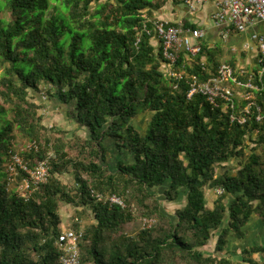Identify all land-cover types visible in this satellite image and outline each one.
I'll return each instance as SVG.
<instances>
[{"label": "trees", "instance_id": "trees-1", "mask_svg": "<svg viewBox=\"0 0 264 264\" xmlns=\"http://www.w3.org/2000/svg\"><path fill=\"white\" fill-rule=\"evenodd\" d=\"M154 6L152 0H0V264H60L64 204L76 209L66 227L83 230L82 264H264V245L243 249L237 260L227 250L254 215L264 224V63L258 58L246 71L236 54L226 60L240 82L252 80L254 88L239 86L252 100L235 96L232 108L200 92L189 97L192 76L204 82L216 75L226 49L202 40L194 59L182 51L176 74L166 72L153 41ZM42 84L73 105L69 117L87 136L45 125L44 105L31 99ZM148 111L143 134L133 120ZM16 133L38 142V150H18L32 165L53 157L48 180L28 198L7 184ZM107 138L132 161L118 160L113 171L105 166ZM232 159L240 163L236 173H216ZM64 172L75 184L61 178ZM206 186L224 189L212 207ZM111 193L126 206L97 196ZM164 200L181 205L171 213ZM88 207L94 220L83 225ZM137 217L156 222L130 235L124 226ZM214 236L215 251L207 253Z\"/></svg>", "mask_w": 264, "mask_h": 264}, {"label": "built area", "instance_id": "built-area-1", "mask_svg": "<svg viewBox=\"0 0 264 264\" xmlns=\"http://www.w3.org/2000/svg\"><path fill=\"white\" fill-rule=\"evenodd\" d=\"M211 0H184L190 10L195 12L202 5ZM216 4V10L212 15L214 22L223 25L229 29L237 31H246L251 25L264 22V0H212ZM149 33L151 31H148ZM154 37L159 40V46L162 49L167 65L172 69L175 67L180 57V52L187 53V59H194L202 50L201 42L205 37L204 29L200 27H185L183 23L169 24L168 21L157 20L153 28ZM252 40L256 43L259 51V62L264 63V32L253 31L251 33ZM264 72V65L262 72ZM244 85L247 88H254V84L250 79L247 83L239 81L235 75L234 68L228 63H222L218 73L207 81L200 82L196 76H192L191 89L189 97L196 92H200L207 96L208 100L215 105L219 104V99H224L225 107H235V87ZM247 100L253 99L251 91L245 96ZM251 105V104H250ZM249 106L245 107V111L249 112ZM232 120L239 119L245 122L244 116L238 117L231 113ZM258 120L262 119L259 113ZM37 141H27L20 148V151L38 150ZM52 155H48L43 159H38L32 165L29 159L24 158L20 152L10 151L8 161L6 163L7 184L8 189L16 188L22 196L28 198L30 194L42 183L48 180L50 175V167ZM21 177V180H20ZM21 181L20 185L15 184ZM15 186V187H14ZM217 192L222 194L224 189L217 188ZM103 198L108 204L126 206L124 199L116 194L111 193L107 196L97 195ZM153 219H145L144 226H150ZM83 237V230H76L71 227H64L58 236V243L62 245L63 253L60 256V264H82L80 242Z\"/></svg>", "mask_w": 264, "mask_h": 264}, {"label": "rangeland", "instance_id": "rangeland-1", "mask_svg": "<svg viewBox=\"0 0 264 264\" xmlns=\"http://www.w3.org/2000/svg\"><path fill=\"white\" fill-rule=\"evenodd\" d=\"M105 1V0H101ZM153 1V0H152ZM1 15L3 17L8 18L10 15L9 11L3 10L1 11ZM233 54L225 51V55L223 58V63H227L226 60H229ZM241 61V64L245 68V70L250 69V63H252V59L249 56V53L247 51H243L241 55H239V58H237V62ZM168 63H164V70L166 72L171 71L172 69L170 66L167 65ZM238 66V63H237ZM238 68H240L238 66ZM4 71V68H0V74ZM249 91L243 90L241 87L236 86L235 87V96L239 98L246 99L245 96L248 94ZM254 98V95H253ZM31 99L33 101H36L37 103H42L44 107L40 109V113L44 117V123L47 125L49 128L52 126L55 127V129L58 130H65L69 136H72L76 132L80 134L81 136H87V130L86 128L79 127L76 122L70 119L69 114L71 111H73V105L72 104H67L61 101L58 97H52L48 94L47 88L45 89L44 84H42V91L41 92H33L31 91ZM0 103H2L0 99ZM151 112H144L136 116L133 120V123L135 124L136 127L140 129V131L144 134L148 124L151 119ZM53 133V132H52ZM27 141H29L27 138H25L23 135H17L15 136V139L13 140L14 143V148L19 150L22 148ZM249 147L252 148L255 146V144L251 141L248 142ZM107 145V156L106 160L104 161V165L107 166L111 171L114 170V167L116 165V162L118 160H121L122 162H131L133 157L128 154V153H121L120 150L116 149L114 145L110 143L109 140L106 141ZM261 151L262 149L259 148ZM50 154H53V152H50ZM240 168V163L238 159H232L229 162L223 163L222 165H217L216 166V173H223L225 171H230L232 173H236L237 170ZM61 178L72 184H75L74 180V175L71 172H64L61 174ZM21 181H18L15 186L20 185ZM14 186V187H15ZM205 193H206V199H207V204L208 206L212 207L215 199L219 195L217 192V188H210L209 186L205 187ZM163 205L167 207V209L171 212L174 213L177 207H179L181 204L177 202H167L163 201ZM62 216H63V225L64 226H69V223L71 222V218L73 215H75L76 209L74 206L70 204H64V206L60 210ZM86 215L82 219L83 225H86L94 220V214L91 211V209L88 207L86 211ZM156 220L154 219L153 223H155ZM144 226V218L137 217L135 220L128 222L125 224L124 228L125 231L130 234V235H135L142 227ZM215 244H216V237L214 236L210 242L208 243L207 246L204 247V250L207 253H213L215 251ZM227 250L228 247H227ZM231 255V252H230ZM235 260H237L239 257L238 256H232ZM256 258H259V255H255Z\"/></svg>", "mask_w": 264, "mask_h": 264}, {"label": "crops", "instance_id": "crops-1", "mask_svg": "<svg viewBox=\"0 0 264 264\" xmlns=\"http://www.w3.org/2000/svg\"><path fill=\"white\" fill-rule=\"evenodd\" d=\"M153 2L156 4L151 8L153 19L175 23H183L184 20H187L196 27L204 29L203 41L210 46L221 45L227 52L236 54V58H239L243 51H247L252 59L250 68L257 66L259 51L251 38V33L253 31L264 32V22L253 24L246 31H237L214 22L212 15L216 10V4L212 0L202 5L195 12L190 10L184 0H153ZM153 41L158 47L159 40L154 37ZM237 63L241 70H245L241 61L238 60ZM107 140L116 147L113 139L107 138L105 144ZM63 227L66 226L63 225ZM243 230L244 236L241 239L230 237L228 251L231 252V256H238L243 249L253 245H264V224L258 216L254 215L243 227Z\"/></svg>", "mask_w": 264, "mask_h": 264}]
</instances>
